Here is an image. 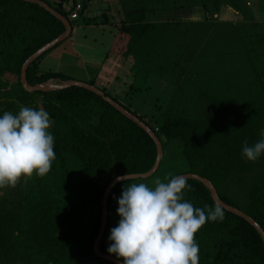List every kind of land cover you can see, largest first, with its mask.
<instances>
[{
    "label": "trees",
    "instance_id": "16d2710c",
    "mask_svg": "<svg viewBox=\"0 0 264 264\" xmlns=\"http://www.w3.org/2000/svg\"><path fill=\"white\" fill-rule=\"evenodd\" d=\"M42 1L67 18L75 5V0ZM65 1L71 5L65 7ZM88 1L82 0L79 11L84 24L95 21L82 15ZM247 1L122 0L117 39L129 61L125 80L113 93L98 88L159 138L162 157L148 177L165 182L182 173L206 177L223 202L244 211L264 231V155L252 162L241 154L245 139L252 145L264 138V22L253 20ZM257 5L264 14V0ZM183 7L200 8L202 18L146 19L154 10L179 14ZM223 7L241 18H219ZM64 29L61 20L37 3L0 0V115L17 113L21 106L43 108L51 117L57 157L48 174L34 175L24 189L22 181L0 189V264H116L97 256L92 247L103 192L115 176L145 172L156 158L152 137L92 90L78 85L47 91L22 87L24 60ZM47 50L26 69L31 86L49 78L69 80L60 73H39ZM5 72L16 80L8 83L2 78ZM151 92L155 110L146 119L127 100ZM135 179L122 180L109 192L99 244L103 253L110 254L106 237L119 219L117 198ZM186 180L192 188L185 199L194 207L217 205L205 184ZM223 209V221H208L196 234L199 264H264L257 229Z\"/></svg>",
    "mask_w": 264,
    "mask_h": 264
},
{
    "label": "clouds",
    "instance_id": "9594fccd",
    "mask_svg": "<svg viewBox=\"0 0 264 264\" xmlns=\"http://www.w3.org/2000/svg\"><path fill=\"white\" fill-rule=\"evenodd\" d=\"M76 3L82 9V1ZM79 11L77 18H66L78 19ZM51 123L43 108L21 106L17 113L0 115V189L15 188L22 180L50 172L57 158ZM241 154L247 161H257L264 155V138L252 145L245 139ZM191 188L183 176L167 182L157 178L152 187L143 182L124 186L117 198L120 219L110 229L108 253L123 264H199L197 232L208 221H223L225 215L219 204L194 207L185 199Z\"/></svg>",
    "mask_w": 264,
    "mask_h": 264
},
{
    "label": "crops",
    "instance_id": "0c3cea01",
    "mask_svg": "<svg viewBox=\"0 0 264 264\" xmlns=\"http://www.w3.org/2000/svg\"><path fill=\"white\" fill-rule=\"evenodd\" d=\"M64 3L65 7L71 5L70 1ZM82 15L95 21L84 24L79 21L80 17L72 20L70 34L40 59L39 73H60L66 79L93 81L95 86L113 93V88L125 80L122 73L129 63L117 39L119 22L124 16L122 3L120 0H90ZM146 15L148 20L154 18L152 13ZM2 78L8 83L16 80L10 72L3 73ZM46 81L56 84L62 80L49 78Z\"/></svg>",
    "mask_w": 264,
    "mask_h": 264
},
{
    "label": "water",
    "instance_id": "95a60500",
    "mask_svg": "<svg viewBox=\"0 0 264 264\" xmlns=\"http://www.w3.org/2000/svg\"><path fill=\"white\" fill-rule=\"evenodd\" d=\"M29 2H34L39 4L40 6L44 7L46 10H48L50 13H52L54 16H56L59 20L62 21V23L65 26V29L62 33H60L58 36H56L55 38L51 39L50 41L44 43L42 46H40L39 48H37L33 53H31L22 63L21 65V71H20V82L22 87L27 90V91H35V90H42V91H47V90H53V89H59V88H63V87H67L70 85H78V86H82L85 87L87 89L92 90L93 92L97 93L98 95L102 96L106 101H108L111 105H113L117 110H119L122 114H124L125 116H127L128 118H130L131 120H133L134 122H136L140 127H142L153 139L155 145H156V158L155 161L152 165V167L145 171V172H141V173H127V174H123V175H118L115 176L106 186L104 192H103V196H102V200H101V217H100V227L98 230V233L93 241V251L96 253L97 256L102 257V258H106L116 264H123V261L120 259H117V257L111 255V254H107V253H103L99 250V244H100V240L102 238V235L104 233L105 230V226H106V217H107V201H108V195L109 192L111 190V188L118 182L125 180V179H117L118 177H126V179L129 178H138V177H148L151 174H153L155 172V170L157 169V167L159 166V162L160 159L162 157V145L161 142L159 140V138L157 137V135L154 133V131L141 119H139L136 115H134L133 113H131L129 110L125 109L123 106H121L119 103H117L116 101L112 100L109 96L105 95L104 92L102 90H100L97 86L89 84L87 82L84 81H80V80H75V79H69L66 81H61L59 83H49L47 81L42 82V83H38L35 85H29L26 81V76H25V72L26 69L28 67V65L41 53H43L44 51H46L47 49L53 47L55 44H57L58 42L62 41L63 39H65L71 32V25L69 20L64 17L62 14H60L59 12H57L54 8H52L51 6H49L47 3H45L42 0H26ZM176 176H183L185 178H193V179H197L199 181H201L203 184L206 185V187L209 189L210 194L212 199L214 200V202L216 204H219L220 206H222L223 208L227 209L228 211H231L241 217H243L244 219H246L248 222H250L259 232L263 243H264V231L261 228V226L252 218L250 217L248 214H246L244 211H242L241 209L231 206L225 202H223L218 194L217 191L213 185V183L207 179L206 177H203L199 174H195V173H182V174H178Z\"/></svg>",
    "mask_w": 264,
    "mask_h": 264
},
{
    "label": "rangeland",
    "instance_id": "374dc122",
    "mask_svg": "<svg viewBox=\"0 0 264 264\" xmlns=\"http://www.w3.org/2000/svg\"><path fill=\"white\" fill-rule=\"evenodd\" d=\"M122 0H120V3ZM127 0H124V2H126ZM249 3H247L249 6H251L252 11H253V20L254 21H258V22H264V14L259 10L258 5H257V0H248ZM123 8V6H122ZM187 7H183L182 11L179 12V14L177 13L176 10H172V9H159L157 11H152L150 12V14L152 13L151 17L153 16L154 18L150 19L151 21H164V20H174L178 17H185V18H190V19H200L202 18L203 14L200 8H194V9H190L187 10ZM185 11L184 15H181V13ZM154 14V15H153ZM181 15V16H179ZM235 12L232 9L223 7L220 12H219V18L221 19H227V20H237L240 19L241 16L237 15L235 16ZM158 16V17H157ZM125 88H127V86L125 85ZM121 90L118 91V93H122L120 92ZM139 94V95H138ZM138 96H135L137 100L134 101V97L132 100H127L130 102V104L132 103L135 104V106H137L139 109V112H145L146 114L144 115L146 117V119H148V112H151L152 109L155 110L153 108V99L152 96H154V92L152 93H148V94H143V93H138ZM166 95V93L163 94V96ZM163 99V97H162ZM144 100V101H143ZM143 114V113H142ZM152 179V182L151 180ZM157 179V177L155 176H151V177H147V178H143V179H139L136 178L132 183H147L150 187L154 186V181ZM27 182V181H26ZM25 181L22 180V182L20 183V188L24 189L25 188ZM2 194V191H0V196ZM120 219V217L117 215L116 219ZM118 219V221H119ZM115 220V219H114ZM117 221V224H118ZM110 235V231L106 237V249L108 248V246L110 245L111 241L108 240V237ZM113 256H115L114 254H111ZM116 257V256H115Z\"/></svg>",
    "mask_w": 264,
    "mask_h": 264
},
{
    "label": "built area",
    "instance_id": "2783aa9c",
    "mask_svg": "<svg viewBox=\"0 0 264 264\" xmlns=\"http://www.w3.org/2000/svg\"><path fill=\"white\" fill-rule=\"evenodd\" d=\"M247 3H249V2L247 1ZM79 9H81V4H80V3H76V4H75V7L73 8V10L70 11V13H69V17H70L71 19H73V18H77V17H78V11H79Z\"/></svg>",
    "mask_w": 264,
    "mask_h": 264
}]
</instances>
